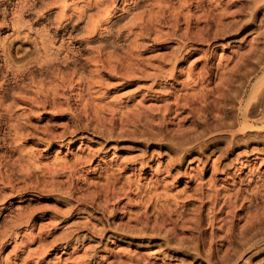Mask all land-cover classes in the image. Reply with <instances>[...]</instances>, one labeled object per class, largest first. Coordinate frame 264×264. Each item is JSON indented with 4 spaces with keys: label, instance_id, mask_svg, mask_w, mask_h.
Instances as JSON below:
<instances>
[{
    "label": "rangeland",
    "instance_id": "obj_1",
    "mask_svg": "<svg viewBox=\"0 0 264 264\" xmlns=\"http://www.w3.org/2000/svg\"><path fill=\"white\" fill-rule=\"evenodd\" d=\"M0 264H264V0H0Z\"/></svg>",
    "mask_w": 264,
    "mask_h": 264
}]
</instances>
